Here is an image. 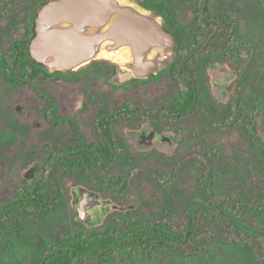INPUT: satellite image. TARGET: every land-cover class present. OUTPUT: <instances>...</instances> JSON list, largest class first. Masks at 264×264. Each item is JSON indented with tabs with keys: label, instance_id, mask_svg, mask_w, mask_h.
I'll return each instance as SVG.
<instances>
[{
	"label": "rangeland",
	"instance_id": "1",
	"mask_svg": "<svg viewBox=\"0 0 264 264\" xmlns=\"http://www.w3.org/2000/svg\"><path fill=\"white\" fill-rule=\"evenodd\" d=\"M149 1L155 2V0ZM194 1L198 0L183 3V6L188 7L186 13L180 11L181 8H178L180 4L176 2V5L169 10L171 9L170 14L175 22V31L180 36L178 48L195 47L192 42L197 26L202 31L199 34L200 42L203 39L206 40V44L198 43L197 47L201 48H198L199 50L191 56V58L198 59L197 65L192 66L190 56L180 54V49L175 54L176 57H182L184 61H188L191 76L196 75L189 77V73L187 76L190 81L198 84L199 98L188 115L172 119L173 122L175 120L177 122L169 128V131H165L173 137L170 146L164 142L166 139L160 136L152 144L147 142L146 146L153 145V148H158L167 155L163 167H159L153 158L150 159L151 166L143 167L141 176L147 179L148 184L141 185L139 194H143L145 201L157 209L155 214L144 212L143 219H161L167 214L171 226H174V232H172L174 235L184 236L190 220L194 221L197 227L193 229L195 233H189L187 242L167 248L162 255H155L152 252V257L155 256L151 263L264 264V238L255 234L247 236L242 231H236V228L230 224L232 219L247 229L260 232L258 226L249 217L236 212V207H238L239 196L264 205V0H208V5H211L209 7L211 16L207 28H212L216 33H219L221 27L223 28L220 38L218 36L211 40L206 39L208 37L206 28L200 26L202 23L204 25L205 21L203 19L197 21L198 25L193 22ZM203 1L207 0H201L200 5ZM8 9L6 7L0 12ZM23 10H20L21 13ZM183 16L186 21H183ZM223 16L228 20L226 30L219 21ZM27 21L28 16L25 17V22ZM9 23L10 20L4 19L0 22V53L9 46L11 41L9 31L13 24ZM19 24L21 22H17L14 28H18ZM182 37L185 40H182ZM27 38L28 35L24 36V40ZM205 49L210 51L204 52ZM224 49H226V55L219 57V53ZM219 58L222 60L219 61ZM7 60L11 63L9 58ZM118 70V66L113 63H105V66L99 67L100 74H96V71L90 69L89 66L73 74H56L55 76L40 69L34 77L38 91L28 90L26 85L21 84L13 88L3 83L0 72L1 96L5 98L6 103L4 112L7 108L12 113L15 111L14 117H21L18 121L28 127V129H18L14 124L13 127L6 128V133L0 136L2 140L0 141V211L6 201L13 199L19 186L26 185L28 190H31L38 177L48 174L49 167L43 170V161H39L43 157L38 158V155L32 154V151L36 152L44 144L48 145L50 141L52 143L55 133V131L49 133L50 130L44 128L47 125L43 123L40 124L39 129L36 127L37 118L43 121L42 116L50 110L47 102L48 95L51 96L57 91V94L71 96L69 102L64 104V108L68 107L65 112L77 118L78 123H81L82 131L87 133V136L89 135L90 142L96 138L92 123L100 109L101 100L96 102V108L93 106L91 110L87 105L81 109L78 107V102L84 99L87 93V90L81 86L89 81V77H85L86 73L92 74L91 80L97 85L96 89L101 92L121 95L123 92H120L121 94L115 92L122 86L126 90L124 96L131 95L138 100L152 101L151 103L160 99L164 104L159 105H163L164 108H153V111L166 112L171 106L172 99L170 98L176 95V87L170 75L166 73V68L163 74L158 73L157 76L143 80L140 85L134 87H126L130 83L122 85L118 81V77L115 76ZM15 73L20 81L22 71L17 67ZM203 73H206L205 81H203ZM238 77L240 80L237 83ZM203 82L208 85V89ZM65 86H68L66 91H64ZM231 101L237 104L238 114L228 113L227 107ZM257 104L260 105L259 108L254 109ZM110 110L113 111V108ZM91 111L93 112L90 117ZM141 111L152 110L141 108ZM204 116L208 118L206 123L203 121ZM10 119L16 122L15 118ZM63 123H67V126L61 127L62 134L57 133V136L62 139L64 137L71 139L70 144L67 145L68 148L76 147L79 136L75 135L69 121ZM250 127H253L256 139L250 137ZM147 136L143 137L147 138ZM49 146L65 148L63 145L54 146L53 143ZM62 148L56 149V152L61 151L62 153ZM121 153L122 156L116 158L109 172L105 171V173L101 168H95L90 175L99 177L104 182L110 179L115 181L117 177L122 176L125 190H129L124 202L137 205L135 199L138 193L135 188L137 184H131L130 179L132 175H135L134 165L130 167L133 161L130 159L129 152ZM150 162L147 159L144 164L148 165ZM147 169L150 171L145 172ZM30 171L36 178L31 180L25 176V173ZM90 175L86 176L80 168H75L70 172L61 173L57 186L60 192L71 191L74 201L73 190L77 187L93 191L86 188H92L94 184V181L86 180L91 177ZM154 179L157 182L160 180L164 182L163 186L167 188L166 194H164L165 191L159 194L155 188H152L157 186ZM146 185H149L150 190L145 195L144 186ZM96 187L101 189L99 185ZM150 191L152 192L149 195ZM156 193L159 195L158 198L155 197ZM118 197L119 195L115 196L117 204H121L123 200ZM102 200L111 203V207L107 209L117 207L109 199ZM162 200L164 209H159ZM62 208L67 209L66 199L63 200ZM30 214L37 216L39 213L32 211ZM21 215H15V218L12 217L4 225H0V264H19L18 245L13 237L15 229L11 226L16 223L14 220L17 221ZM30 217L26 218L30 219ZM179 220L181 222L177 225ZM36 221L38 225L34 227L48 226L50 233L58 230L51 223ZM13 242L14 244L11 245ZM135 258L136 260L143 259L141 254H137ZM91 263L89 261L87 264ZM121 264L130 263L126 258H122Z\"/></svg>",
	"mask_w": 264,
	"mask_h": 264
},
{
	"label": "flooded vegetation",
	"instance_id": "2",
	"mask_svg": "<svg viewBox=\"0 0 264 264\" xmlns=\"http://www.w3.org/2000/svg\"><path fill=\"white\" fill-rule=\"evenodd\" d=\"M48 0H0V11H2L4 8L8 7V10H5L4 12H0V22L4 20H10L9 24H13L10 26L9 36H10V42L9 46L5 48L4 51H1L0 53V61H4L6 63L7 69L12 71L13 74L16 76L15 82H7L4 79L3 76V70L0 67V72L3 77V83L12 86L13 88L18 87L19 84L22 86H27L29 89L37 90L38 88L36 86L35 82V75L39 73L40 69L44 72H47L41 65L35 63L31 58L30 61L27 62V65L24 68L20 67L19 65H15L13 62V55L15 54L13 50V42H26L28 44V40L33 34V28H34V16L36 14V9L42 5L43 3L47 2ZM189 0H155V2H151L149 0H138V2L149 9H152L153 11L159 13L162 16V24L163 27L171 32L174 36V39L176 41L174 54L172 58L165 64V66L161 69H159L156 74L149 76L145 79H130L126 80L124 82L118 81L120 83L126 84L131 83L133 85H140L143 80H148L154 76H157V74L161 73L163 74L164 68H166V73L170 75L172 81L175 84L176 87V95L172 98V104L170 107L167 108L166 112L164 111H153V108H164V104L160 99L157 102L151 103L152 101H147L145 99H136V98H121L120 100L116 102H108L105 100L100 101L101 104L99 105L100 109L96 113L95 117L93 118V130L95 132V140L90 142L89 141V135L87 136V133L82 131L81 123H78L77 118H74L73 115L70 117H58L56 115L54 107L52 103L48 100V106L50 107V110L48 112H45L42 116V120L37 118V129L40 128V124L43 123L45 126L44 128H48L49 133H53L54 131H58L61 133L60 128L67 126V123H63L64 121H69L72 130H74L75 135L79 136L78 138V145L76 147H70L68 148L67 145H64L65 148L61 147H52L49 145H52L51 141L47 143L48 145L44 144L42 148L37 150L36 152L32 154L38 155V158L43 157V159H39V161H43L42 169L45 170L47 167L52 168L55 167L58 163V160L56 159L58 155H60L61 151L59 153L56 152V149L63 150V152H66L71 149H75L78 147H89L91 145L93 146H99L102 141H106L107 144L110 145L111 153H113V156L111 159L107 160V162L104 164H99L97 166H94L92 169L88 170L86 176L90 175V172L95 168H101L104 170V172H109L112 164L115 162L117 157H121L122 151L123 152H129L130 156L133 161V164L130 165L132 167L134 165V171L135 175H132L130 178L131 184H137L135 188H137V205L132 204L129 202H124V200L127 198L128 191L125 190L124 183H122V176L117 177L115 181H112L113 179H110L107 182H104L99 177H88L86 180L88 182L94 181L93 187L88 189L93 190L94 192L98 193V196L101 199H109L114 204H116V208L107 209L106 211H103L99 218H95L94 215L90 217H86L85 219H81L80 215L78 213V210L73 205V195L72 192L64 193L60 192L59 197H57V194L55 192L49 193L50 195V202L49 205L53 206L57 202V206L52 208L51 210H47V208H29L26 210H14V209H7V202L13 200V199L6 201L1 206V213L6 214L2 220V225L5 224L10 218L14 217L15 215L19 216V214H22L19 219H17V222L19 224L20 233L17 234V237L13 235L16 241V245H18V256L17 260L19 264H55L59 259H65L68 264H87L89 261H91V264H121V259L126 258L130 264H147L148 262L151 263L152 258L155 255H162L166 250L158 251L156 249L145 252L140 251L138 254H141L143 259L136 260L135 256L137 253L134 254L132 258L127 257V255H121V239H120V231L122 229L132 227L133 224L137 221L140 222L139 225L134 226L131 230H144L146 232H149L151 234H154L155 232H159L161 234H164L168 236L169 234L173 237V242L175 245L183 244L184 243V236L181 234L174 235L172 232H174V226H171V221L168 219V215L165 214L163 218L161 219H143V213L148 211L151 214H155L156 210L151 203H148V201H145L143 198V194H139L141 185L148 184L143 176H141L143 167L147 168L148 166H151L150 159H154L159 167H163L166 153L159 150L158 148H153L152 146H146L147 142H150L149 139L146 137L135 138L131 137L129 134L132 132H140L142 130L151 129L157 134H161L165 131H169V128H172L174 123L177 122L175 120L173 122L172 119H177L178 117H183L185 115H188L190 112L187 113H179L172 111V107L175 103V100L178 97V91L180 89L187 90L190 88H193L196 91V103L199 98V86L194 81H190L189 77H195L193 74L191 76V69L188 65V61H184L183 58L176 57V51L180 49V54L188 55L190 56V62L192 63V66L195 64H198V59L191 58V56L194 55V53L199 50L200 48L197 47L198 43L200 42L199 39H201V36L199 34L202 33L201 30H199V26L197 21H201L202 19L205 21L204 25L203 23L200 24V26H204L206 28V33L208 34L207 40H211L214 37L220 38V34L222 33L223 28L221 27L219 30V33H216L212 28L209 26L208 22L210 21L211 11L210 8L211 5L207 1H203L202 5H200L201 0L194 1V17L193 22L196 23L197 29L193 36V44L195 47H180L179 44V35L175 31V22L173 20V17L171 16V12L169 8L176 5V3H179L181 8L180 11H183L186 13L187 6H183L184 2H187ZM176 2V3H175ZM199 3V5H198ZM154 4V5H152ZM183 6V7H181ZM22 13L20 10H22ZM20 12V13H19ZM204 13V14H203ZM28 16V21L25 22V17ZM183 21H186L185 17L183 16ZM14 21L21 22L19 24L18 28H14L15 24ZM224 26L225 30L228 26V20L225 16H223L219 20ZM13 22V23H12ZM215 22V21H213ZM29 23L31 25H29ZM217 27V25H214ZM205 33V32H204ZM28 35L27 40H24V36ZM203 39V38H202ZM182 40H185L184 37H182ZM206 40L203 39L199 44L203 43L206 44ZM199 48V49H198ZM228 49V48H226ZM226 49L221 50L219 53V57H223L226 55ZM215 50V49H214ZM27 51V46H26ZM210 50L205 49L204 52H208ZM213 51V50H212ZM214 52V51H213ZM212 52V53H213ZM199 54V53H198ZM9 58L11 60V63L7 60ZM220 59V58H219ZM222 58L219 60L221 61ZM241 61V59H240ZM8 62V63H7ZM218 63V61H216ZM214 62V64H216ZM105 63L110 64L108 61L105 60H93L89 64H87L84 67H81L78 70L85 69V67L89 66V68L96 69L99 71V67L105 66ZM11 64V66L9 65ZM114 67V65H112ZM17 67L22 71V76H20V81H18L16 69ZM116 69V68H115ZM77 70V71H78ZM26 71H32L33 77L32 79H24V74ZM73 72H66V73H60V74H73ZM49 73V72H48ZM190 73V76L187 75ZM52 76H55L56 73H49ZM115 76H117V73H115ZM203 81H205L206 73H203ZM240 78L238 77L237 83L239 82ZM206 85V88L208 89V85L203 82ZM185 84V85H183ZM122 88V86L119 87V89ZM1 89L2 86H0V136L6 133L5 129L9 127H13L14 124L16 127L26 129L27 125H22L18 120L21 119V117H14L15 111L12 113V115L6 114L4 112L5 107V101L1 96ZM229 93V91H228ZM234 96L232 97V99ZM79 108H84V105H87V100L84 97V99H81L79 102ZM195 103V104H196ZM259 104H257L254 109L259 108ZM195 107V106H194ZM18 108V107H17ZM113 108V111L110 109ZM141 108L150 109L152 111H141ZM228 113L235 115L238 114L239 108H237V104L234 103V101L229 102L228 104ZM3 110V112H2ZM242 110V109H241ZM206 112V111H205ZM163 114H166L167 116H162ZM206 114L209 115L208 112ZM212 114V113H210ZM10 118H15V121H11ZM208 120L207 116H204L203 121L206 123ZM10 122H13L12 124ZM208 126V125H206ZM251 132L253 133L254 129L253 127H250ZM173 131V130H172ZM174 132V131H173ZM129 133V134H128ZM107 135H109V139L112 142V144L107 141ZM53 138V137H52ZM55 139V138H53ZM52 139V140H53ZM262 143V142H261ZM149 144V143H148ZM56 146V144H53ZM62 152V153H63ZM53 154V156H52ZM52 156V158H51ZM52 159V160H51ZM149 159V164H144L145 161ZM52 162V164H51ZM71 171V170H70ZM69 171V172H70ZM150 170H145V172H148ZM105 172V173H106ZM26 177H29V179L36 178L35 175L30 171L28 173H25ZM51 173H48L45 176H40L37 178V181L34 182L33 188L36 186V184L40 181H46L50 182L52 180V177H50ZM111 174V173H110ZM45 179L43 180V178ZM152 177V176H151ZM161 177V176H160ZM163 178V176H162ZM25 179V178H24ZM159 179V178H158ZM143 181V182H142ZM155 181V179H154ZM157 183V186L152 187L155 188L156 191L159 192V194H162L163 191L164 194L167 193V188L163 185L161 180L160 182L155 181ZM162 184V186H161ZM101 186L100 188H97L96 186ZM151 185V184H150ZM129 189V188H128ZM131 189V187H130ZM150 190L149 185L144 186V193L146 195V192ZM117 191V192H116ZM152 191H150L149 195ZM111 193L113 195H111ZM155 194V193H154ZM119 195L118 198L123 200L121 204H117L115 196ZM142 195V196H141ZM57 197V198H56ZM156 198L159 197L158 193H156ZM154 197V198H155ZM125 198V199H124ZM66 199V205L67 209H63V200ZM159 209H164V202L163 200L160 203ZM12 212L11 217H7V212ZM35 212L41 214V216L31 215L30 213ZM30 212V213H29ZM98 212H100L98 210ZM149 213V214H150ZM27 216H31L30 219L26 218ZM134 216V217H133ZM136 216V217H135ZM42 218V219H40ZM144 221H143V220ZM36 220H39L41 222L45 223H51L56 229L50 233V229L48 226L45 228H37L34 227V225H38V222ZM52 222H56L57 224H54ZM181 222L177 223V225ZM59 224V225H58ZM182 224V223H181ZM58 225V226H57ZM176 225V227H177ZM183 226V224H182ZM89 229V230H88ZM187 230L189 231V227H187ZM108 236L105 239V237ZM14 242L11 244L13 245ZM8 246V245H7ZM152 252L155 254L152 257ZM148 261V262H147ZM138 262V263H137ZM152 264V263H151ZM162 264V263H161Z\"/></svg>",
	"mask_w": 264,
	"mask_h": 264
},
{
	"label": "water",
	"instance_id": "3",
	"mask_svg": "<svg viewBox=\"0 0 264 264\" xmlns=\"http://www.w3.org/2000/svg\"><path fill=\"white\" fill-rule=\"evenodd\" d=\"M175 45L162 16L138 0H48L36 9L27 52L49 73L73 72L105 60L116 64L119 81H126L156 74L172 58ZM140 135H148L150 144L159 136L168 146L173 141L171 134L151 129L130 133ZM73 193L81 219L99 218L111 207L93 191L77 187Z\"/></svg>",
	"mask_w": 264,
	"mask_h": 264
},
{
	"label": "trees",
	"instance_id": "4",
	"mask_svg": "<svg viewBox=\"0 0 264 264\" xmlns=\"http://www.w3.org/2000/svg\"><path fill=\"white\" fill-rule=\"evenodd\" d=\"M12 46L15 52L13 55L14 64L25 69L27 62L31 60L28 52L26 51L27 43L14 41ZM0 67L3 70V76L7 82L16 81V76L12 71L7 69L4 61H0ZM32 77L33 72L26 71L23 78L32 79ZM196 94L197 93L193 88L187 90L180 89L178 91V97L171 110L179 113L190 112L195 106L197 98ZM108 136L109 135L106 137L107 141L112 144ZM250 137H252V139H256V136L251 132V130ZM112 156L113 153H111L110 145L107 144L106 141H102L99 146H83L63 152L57 156L56 159L58 160V163L56 166L49 168L48 170V173H51L50 177H52V180L49 183L46 181H40L31 190H28L26 185L19 186L16 191V197L7 202L5 206H7L8 210H26L29 208L45 207L49 211L57 206V202L53 206L49 205V200L51 199L49 193L55 192L57 197H59L60 190L57 184L61 173L69 172L75 168H80L84 173H87V171L92 169L94 166L104 162L106 163ZM236 209V212L243 213L245 216L249 217V219L258 226L260 232L247 229L245 226L236 223L231 219L230 224L236 228V231H242V233L247 236H253L255 234L264 238V205L262 203L252 202L244 196H239L238 207H236ZM11 213V211L7 212V217L10 218ZM5 215L6 214H2L0 211V225L2 224V220ZM14 222L16 223H13L11 227L15 229L14 236L17 237V234L20 233V229L18 222L16 220H14ZM139 224L140 222L137 221L132 227H128L120 231V251L122 256L127 255V257L132 258L135 253L138 254L140 251L148 252L154 249L163 251L167 248L175 246V243L172 241L173 237L170 234L166 236L159 232L151 234L144 230H131L134 226ZM188 224L189 225H187V227H189V231L186 229L187 233L184 235V242L189 240V233H195L193 232V229L197 227L195 222L192 220H190ZM107 237L108 236H106L105 239H109ZM55 264H68V262L65 259H59L55 262Z\"/></svg>",
	"mask_w": 264,
	"mask_h": 264
},
{
	"label": "crops",
	"instance_id": "5",
	"mask_svg": "<svg viewBox=\"0 0 264 264\" xmlns=\"http://www.w3.org/2000/svg\"><path fill=\"white\" fill-rule=\"evenodd\" d=\"M90 69H92V68H90ZM92 70H94V71H96L95 73L96 74H100L101 72L100 71H98V70H96V69H92ZM91 73L89 74V73H86L85 74V77H89V81H86L83 85H81V86H83V88H85L86 90H87V93H86V95L84 96L85 98H86V100H87V104H88V106H90V108H89V110H91L92 108H93V106L96 108V105L97 104H95L96 102H98V101H102V100H105V101H108V102H116V101H118V100H120L121 98H133L131 95L130 96H124V92L126 91L123 87L122 88H120L118 91H116L115 93H119V94H121L120 92H123L121 95H116V94H114V95H116V96H114L113 94L112 95H110V93H106L105 91H103V92H101L100 90H98V89H96V84H94V82L91 80ZM82 79H83V77H82ZM83 80H85V79H83ZM127 86H132V87H134V86H136V85H133V84H127L126 85V87ZM136 88H139V87H136ZM28 90H29V88H27ZM68 89V86H65L64 87V91H66ZM143 90V89H142ZM142 90H141V92H142ZM57 92V91H56ZM56 92H54V94H52L51 96L50 95H48L47 96V99L52 103V105H53V107H54V110H55V113H56V115H58V117H70V114L68 115V114H66V112H65V109H68V107L66 108H64V104H66L67 102H69V99H70V95H64V94H57ZM137 94V93H136ZM64 95V96H63ZM172 99V97L170 98V100ZM133 100V99H132ZM140 100V99H139ZM134 101V100H133ZM170 101H168V103H169ZM92 112L93 111H91V113H90V117L92 116ZM6 114H8V115H12V111L11 110H9L8 108L6 109ZM94 114V113H93ZM26 129H28V127L26 128ZM54 133V132H53ZM57 133H59L58 131H56L55 133H54V136H53V138H55V139H53L52 140V143L53 144H56V145H69L70 144V138H68V137H64L63 139L62 138H60L59 136H57ZM59 134H62V133H59ZM58 138V139H57ZM0 141H2L1 139H0ZM123 152V151H122Z\"/></svg>",
	"mask_w": 264,
	"mask_h": 264
}]
</instances>
